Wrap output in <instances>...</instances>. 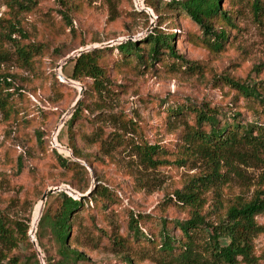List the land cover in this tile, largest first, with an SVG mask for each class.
I'll return each mask as SVG.
<instances>
[{
    "label": "rangeland",
    "instance_id": "rangeland-1",
    "mask_svg": "<svg viewBox=\"0 0 264 264\" xmlns=\"http://www.w3.org/2000/svg\"><path fill=\"white\" fill-rule=\"evenodd\" d=\"M22 1L28 6L0 0V215L12 226L14 221L27 224V236L37 245L22 240L12 246L0 239V258L5 264H36V259L46 264L57 245L46 236L41 248L36 231L44 211L58 206L56 193L78 197L106 187L110 198L87 196L73 219L70 245L86 257L76 264H126L129 258L133 264H166L158 259L155 243L161 224L165 220L170 233L178 235L173 221L190 214L173 193L208 165L203 154L182 145L183 133L194 125L193 114L185 110L176 115L171 109L209 106L226 113L223 120L238 113L244 123L264 121L259 103L226 83L227 78L250 85L264 81V0L257 15L252 0H222L234 26L215 22V28L227 32L219 51L203 45L199 27L184 13L172 11L168 0H143L142 8L133 0ZM10 25L23 33L12 34L21 45L39 46L30 62L6 38ZM155 29L173 34L175 53L199 70L186 69L166 49L148 68L126 61L116 50L104 53L100 63L110 82L107 91H95L90 78L73 80L62 70L65 58L79 49L117 45ZM4 82L11 83L9 90ZM78 97L83 109L67 128ZM53 137L61 152L55 151L83 165L86 173L59 165L51 149ZM143 143L163 148L159 157L166 162L145 163L137 150ZM222 170L227 180L202 194L207 217L264 188L263 164L233 154ZM52 188L58 190L43 204V193ZM131 217L143 233L140 239L132 237ZM257 221L264 224L261 216ZM253 242L255 253H263L264 232Z\"/></svg>",
    "mask_w": 264,
    "mask_h": 264
},
{
    "label": "trees",
    "instance_id": "trees-1",
    "mask_svg": "<svg viewBox=\"0 0 264 264\" xmlns=\"http://www.w3.org/2000/svg\"><path fill=\"white\" fill-rule=\"evenodd\" d=\"M145 1L148 2V0ZM261 1L252 0V8L256 15L263 10ZM12 2L17 3L19 7L28 6L22 0H12ZM221 2L222 0H168L165 3L172 11L184 13L199 27L203 45L219 51L227 40V32L221 27L215 28V22L222 21L231 27L234 26L231 15L222 8ZM9 27L6 38L15 46L19 56L26 62H30L34 54L39 51L37 49L39 46L21 45L16 38L12 37V34L22 35L23 33L14 25ZM172 39L173 34L155 29L136 40H125L117 45L93 47L83 51L65 62L62 70L67 73L65 75L68 78L73 80L81 81L90 78L91 87L95 91H107L109 88L107 73L100 63L102 56L108 51L112 53L116 50L126 61L134 60L136 65L148 68L160 60L161 50L166 49L170 56L184 63L186 69L199 70V65L175 53ZM226 83L238 90L244 98L257 101L262 107L260 112L264 115V81L250 85L227 78ZM3 86L5 90H9L11 83L4 82ZM16 91L19 92V90ZM82 109L83 102L80 100L65 123L67 128H70L80 117ZM185 110L193 114L194 125L188 126L183 133L182 145L195 153L203 154L208 160V165L203 174L194 176L182 189L174 191L175 201L180 205L188 206L190 214L184 219L173 221L175 230L179 231L178 235L171 234L163 220L158 239H155L158 246V259L166 264H261L264 262V252L258 255L255 253L253 239L260 232H264V224L257 221L259 216L264 218V188L256 189L247 201L230 204L221 213L217 211L214 217H207L202 213L201 200L206 189L227 180L226 171L222 168L233 154L244 156L254 164L264 165V121L244 123L239 119L238 113H230V121L223 120L222 116L226 113L209 106L188 105L184 110L183 107L172 108L171 112L177 115ZM51 149L57 162L65 170L76 168L82 173L87 172L80 163L66 159L54 148ZM137 150L143 161L150 166L166 162L159 157L165 150L157 144H137ZM73 154L77 158L81 156L76 150ZM110 194L106 187L91 189L81 198L65 191L56 193L58 206L54 210L48 207L44 211L36 231L41 248L44 247L42 239L46 236L54 238L57 245L55 256L45 258L46 264H76L79 261H85V255L71 247L69 242L73 219L87 202V196L90 200L97 198L107 200L111 197ZM129 222L133 231L132 237L140 239L143 233L137 224V219L131 217ZM13 223L14 226L10 225L0 215V239L12 246L22 240L31 246L32 243L27 236L28 225L17 221ZM0 264H5L1 258ZM36 264H39L37 259ZM126 264H133L132 259H126Z\"/></svg>",
    "mask_w": 264,
    "mask_h": 264
},
{
    "label": "water",
    "instance_id": "water-1",
    "mask_svg": "<svg viewBox=\"0 0 264 264\" xmlns=\"http://www.w3.org/2000/svg\"><path fill=\"white\" fill-rule=\"evenodd\" d=\"M128 40H130V39H128ZM86 50H88V49H79L78 51H75V52L72 53L71 55L67 56V57L65 58V61H64V62H67L70 58H72V57H74L75 55L80 54L81 52L86 51ZM79 101H80V97H78V98L75 100V102H74V104H73V106H72V107H73V110H75V108L77 107V104L79 103ZM56 190H58V188L47 189V190L43 193V195H42V197H41V200L43 201V204H44V202L46 201L47 196H48L49 194H51V193H54ZM85 195H86V194H81V195H79L77 198H81V197H83V196H85ZM34 232H35V229H34ZM34 232H33V233H34ZM32 243H33L34 246L37 245V243L35 242V239H32ZM38 252H39V250H38Z\"/></svg>",
    "mask_w": 264,
    "mask_h": 264
},
{
    "label": "built area",
    "instance_id": "built-area-1",
    "mask_svg": "<svg viewBox=\"0 0 264 264\" xmlns=\"http://www.w3.org/2000/svg\"><path fill=\"white\" fill-rule=\"evenodd\" d=\"M133 2H134V5L138 8H142L143 7V0H133ZM58 79L59 80H61V81H65V79H64V77L61 75V73L59 72V74H58ZM51 144H52V147L54 148V149H57L58 151H60L59 150V147H60V144L57 142V140H56V137H53L52 138V142H51ZM65 148V147H64ZM61 152V151H60ZM68 155H69V153H68Z\"/></svg>",
    "mask_w": 264,
    "mask_h": 264
}]
</instances>
